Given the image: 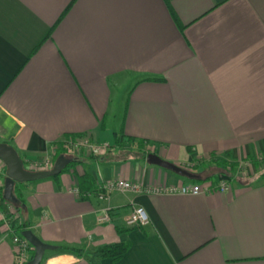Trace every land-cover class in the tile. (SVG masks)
<instances>
[{
	"label": "crops",
	"instance_id": "crops-1",
	"mask_svg": "<svg viewBox=\"0 0 264 264\" xmlns=\"http://www.w3.org/2000/svg\"><path fill=\"white\" fill-rule=\"evenodd\" d=\"M74 137L111 148H59L66 172L19 184L17 227L56 247L42 264H89L58 248L116 243L129 245L121 260L99 264H264V0H0V143L26 166ZM220 160L248 165L226 193L82 197L118 180L204 184ZM134 207L148 226H125ZM104 208L111 222L98 225ZM0 264H16L1 208Z\"/></svg>",
	"mask_w": 264,
	"mask_h": 264
},
{
	"label": "built area",
	"instance_id": "built-area-1",
	"mask_svg": "<svg viewBox=\"0 0 264 264\" xmlns=\"http://www.w3.org/2000/svg\"><path fill=\"white\" fill-rule=\"evenodd\" d=\"M62 149L67 155L78 156L82 152H86L96 158L104 156L111 148L109 143H94L86 137L67 138L61 144L52 145L49 148L47 157L42 161L26 162L24 169L28 172H46L53 168L52 156L58 149ZM29 163V164H28ZM238 163L236 172L240 176L247 175V163ZM5 164L0 160V194H3L4 177H5ZM232 169L228 166L224 168L223 173L217 175L215 180L206 181L204 184H192L173 187H143L137 183L126 181H110L102 183L92 193H84L82 197L88 198L91 196L96 197L100 202H105L113 193H147L155 195H181V196H198L203 193H210L212 190H217L220 193H226L230 189ZM72 192L80 197L78 189ZM0 208L2 209L3 222L6 226L7 232L11 236V241L15 249L16 264H25L31 259L33 254L32 246L21 236L20 231L17 230V224L13 215V206L7 200L0 199ZM111 222V210L104 208L101 213L96 217L98 225H107ZM125 226L129 229L144 228L149 225V218L145 210L141 207H134L125 218Z\"/></svg>",
	"mask_w": 264,
	"mask_h": 264
},
{
	"label": "water",
	"instance_id": "water-1",
	"mask_svg": "<svg viewBox=\"0 0 264 264\" xmlns=\"http://www.w3.org/2000/svg\"><path fill=\"white\" fill-rule=\"evenodd\" d=\"M0 160L5 164V179L3 187V199L11 203L15 202L12 191L15 184L31 183L41 179L52 178L59 175L67 164V161L59 159L53 168L46 172H28L24 169L23 163L17 152L5 143H0ZM145 161L148 165H153L165 169L179 177L189 180H198V177L167 161H164L155 154L146 155ZM21 236L32 246L33 254L31 259L25 264H42L46 252L55 251L56 247L47 245L40 241L31 231L25 230L21 232Z\"/></svg>",
	"mask_w": 264,
	"mask_h": 264
},
{
	"label": "trees",
	"instance_id": "trees-1",
	"mask_svg": "<svg viewBox=\"0 0 264 264\" xmlns=\"http://www.w3.org/2000/svg\"><path fill=\"white\" fill-rule=\"evenodd\" d=\"M261 161H262V159H261ZM220 162H221V160H220ZM254 162L256 163L258 161L254 160ZM221 163H222V165H224V167L229 166L231 169H234L237 166L236 163L235 164L229 163L227 161H222ZM66 171H67V168H65L63 171H61V173L66 172ZM58 177H59V175L52 177V178L54 180H57ZM85 179H87V178H85ZM13 191L15 194V202L11 203V205L14 206L15 208H18L19 206H21L23 204L22 196L18 192L19 191V184L14 185ZM0 199L3 200L2 194H0ZM26 229H27L26 225H19L17 227V230L20 231V233L22 231H25ZM128 248H129V245L127 243H116V244H108V245L100 246L95 251L89 252V253H84L83 250H79V249L62 248V247L58 248V252H60L62 254L73 255L77 258L84 257L89 264H99L100 260H111L113 263L118 262L125 255Z\"/></svg>",
	"mask_w": 264,
	"mask_h": 264
},
{
	"label": "rangeland",
	"instance_id": "rangeland-1",
	"mask_svg": "<svg viewBox=\"0 0 264 264\" xmlns=\"http://www.w3.org/2000/svg\"><path fill=\"white\" fill-rule=\"evenodd\" d=\"M43 160H44V159H43ZM43 160H42V161H43ZM36 161H37V160H36ZM38 161H41V160H38ZM259 161H260V160H259ZM27 162L32 163V161H27ZM28 164H29V163H28ZM242 165H243V164H242ZM260 168H261V167H260ZM191 171H192V170H191ZM256 171H257V170H256ZM209 172H212V170H208V169H207V170H205L204 173H205V174H206V173L208 174ZM249 173H251V171H249ZM261 173L264 174V169H263V168L260 169V171H257V172H256V174H261ZM4 178H5V177H4ZM10 203H11V202H10ZM15 210H16V208H13V211H14V212H13L12 217H15V214H16V213H15ZM15 219H16V217H15Z\"/></svg>",
	"mask_w": 264,
	"mask_h": 264
}]
</instances>
